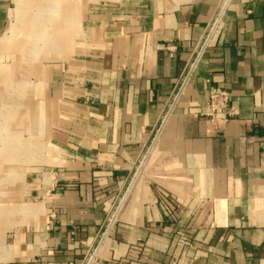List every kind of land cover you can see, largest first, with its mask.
Instances as JSON below:
<instances>
[{
  "label": "crops",
  "instance_id": "crops-1",
  "mask_svg": "<svg viewBox=\"0 0 264 264\" xmlns=\"http://www.w3.org/2000/svg\"><path fill=\"white\" fill-rule=\"evenodd\" d=\"M44 6L51 180L29 173L0 264H264V0ZM212 87L237 110L219 130Z\"/></svg>",
  "mask_w": 264,
  "mask_h": 264
},
{
  "label": "rangeland",
  "instance_id": "rangeland-1",
  "mask_svg": "<svg viewBox=\"0 0 264 264\" xmlns=\"http://www.w3.org/2000/svg\"><path fill=\"white\" fill-rule=\"evenodd\" d=\"M29 1H14L15 6H17L15 10L17 18L13 22L10 21L8 31L6 30L0 39V41H6V46L3 48V52L0 53V243H2L0 249L2 251H6L5 233L9 232L7 235V240H9L10 233L16 225V221H18V215H28L33 212V209L29 207H19L26 194V187L30 184L29 173L36 171L41 176L40 181L45 177L46 184L51 180L47 176L48 172L44 167V163L47 161V125L45 133L41 131L38 133L37 130L30 129L29 124H26V127L22 126L21 124L24 123H21V116L25 113L24 107L17 105L13 107L14 102L10 103L12 109L15 108L20 112L11 119L9 113L12 109L9 105H5L9 95L12 97L15 94L14 90H17L15 96L19 98L17 103H21L20 101L24 98L23 91L28 86L30 92L33 93L28 100L29 102L30 99L33 101L31 105L28 103L29 107L27 106V109L34 108V104L38 103L39 100L36 98L39 91V87L36 86V80H38L36 69L41 66L43 61L47 60L38 59L37 54L44 52L47 47L45 45H47L48 27L45 25L46 19L43 18L46 15L44 5L47 0L37 1L38 4L43 5L41 11L35 10L37 5H33V9L37 14L33 18L40 16L39 23L34 21L21 32L18 24L29 15ZM49 30L52 32V29ZM20 32L25 36L23 37L25 38L24 42L21 43L18 42ZM10 51H22V58L11 56L12 52ZM40 102L43 103V101ZM42 126L44 127V122ZM11 147L13 148L9 151L8 149ZM10 230L12 231L10 232Z\"/></svg>",
  "mask_w": 264,
  "mask_h": 264
},
{
  "label": "bare ground",
  "instance_id": "bare-ground-1",
  "mask_svg": "<svg viewBox=\"0 0 264 264\" xmlns=\"http://www.w3.org/2000/svg\"><path fill=\"white\" fill-rule=\"evenodd\" d=\"M28 1V0H27ZM21 6V5H20ZM27 14V13H26ZM39 17V16H38ZM15 18H17V15L15 14V11L14 10H12L11 11V13H10V21L11 22H13L14 21V19ZM22 18V17H21ZM44 18V17H43ZM34 20H35V22H37V23H39L38 21H40L39 20V18H33ZM15 29V28H14ZM29 30V29H28ZM54 30V29H53ZM8 31V30H7ZM61 31V30H60ZM59 32V31H58ZM55 33V32H54ZM13 36V35H12ZM27 36V35H26ZM53 38V37H52ZM10 40H11V38H10ZM47 43V42H46ZM5 46H6V41L4 40V41H0V53L1 52H3V48H5ZM46 46V45H45ZM13 52V51H12ZM22 52V51H21ZM26 61V60H25ZM39 64V63H38ZM16 91L17 90H14V93L16 94ZM31 90H30V87L28 86L27 88H26V90H24L23 92V94L22 95H24V98H23V100H21L20 102L21 103H17V100L19 99L18 98V96H15V94H13V96L11 97L10 95H9V98H8V101H7V103H5V105L7 106V105H9L10 106V108L12 107L11 106V104L10 103H12V102H14L13 103V107L15 106V105H17V106H19V107H21V106H23L22 108L25 110V113L24 114H22V116H21V123H24V124H21L22 126H25L26 124H29L30 125V129H33L34 131H38V133H39V131H41V132H46V125H47V107H46V105L44 104V103H41V102H39V103H33L34 104V108L33 107H31V109H27V106L29 107V104L28 103H30V105H31V102L33 101L32 99H30V102H29V100H28V98L29 97H31L32 95H33V93L32 92H30ZM25 96H26V98H25ZM19 102V101H18ZM21 108V109H22ZM26 108V109H25ZM12 109V108H11ZM15 108H13L11 111H10V115H11V119H13L14 117H16L20 112H18V110H14ZM17 112V113H16ZM26 119V120H25ZM12 121V120H11ZM43 122H44V127L42 126L43 125ZM42 125H41V124ZM26 127V126H25ZM29 127V126H28ZM32 131V130H31ZM40 132V133H41ZM13 147H11V148H9L8 150L10 151V149H12ZM12 153V152H11ZM17 154V153H16ZM2 243H0V245H1Z\"/></svg>",
  "mask_w": 264,
  "mask_h": 264
},
{
  "label": "built area",
  "instance_id": "built-area-1",
  "mask_svg": "<svg viewBox=\"0 0 264 264\" xmlns=\"http://www.w3.org/2000/svg\"><path fill=\"white\" fill-rule=\"evenodd\" d=\"M203 116L209 120L214 130L227 125L237 116V110L231 104V95L220 88H210L207 91V108Z\"/></svg>",
  "mask_w": 264,
  "mask_h": 264
},
{
  "label": "water",
  "instance_id": "water-1",
  "mask_svg": "<svg viewBox=\"0 0 264 264\" xmlns=\"http://www.w3.org/2000/svg\"><path fill=\"white\" fill-rule=\"evenodd\" d=\"M92 261H93V258H92V260H91L90 264L92 263Z\"/></svg>",
  "mask_w": 264,
  "mask_h": 264
}]
</instances>
